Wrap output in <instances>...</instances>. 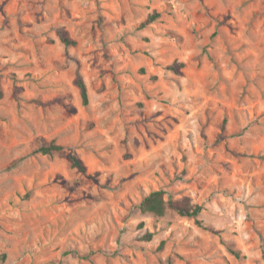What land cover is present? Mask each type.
I'll use <instances>...</instances> for the list:
<instances>
[{
  "label": "rangeland",
  "instance_id": "rangeland-1",
  "mask_svg": "<svg viewBox=\"0 0 264 264\" xmlns=\"http://www.w3.org/2000/svg\"><path fill=\"white\" fill-rule=\"evenodd\" d=\"M2 254L264 264V0H0Z\"/></svg>",
  "mask_w": 264,
  "mask_h": 264
},
{
  "label": "trees",
  "instance_id": "trees-1",
  "mask_svg": "<svg viewBox=\"0 0 264 264\" xmlns=\"http://www.w3.org/2000/svg\"><path fill=\"white\" fill-rule=\"evenodd\" d=\"M158 17L157 14L151 15L148 17V21H153ZM61 41L65 45H72L73 42L66 38L63 34L61 35ZM78 88L80 90V96L82 104L85 106L88 104L87 91L82 80L78 79L77 81ZM62 150V147L51 142L48 145H44L37 149V152L42 155H48L52 152H59ZM69 159L73 167L77 168L80 171H83V167L74 155H70ZM138 210L142 214H149L155 217H163L167 211L172 210L178 215L183 217H197L201 212L200 206L188 207L182 203H174L169 199H166L164 192L161 190L152 191L142 198L138 205ZM147 240H150L151 234L148 233L146 236ZM232 254L236 257L239 256V252L231 251ZM6 256L4 254L0 255V262L5 260Z\"/></svg>",
  "mask_w": 264,
  "mask_h": 264
}]
</instances>
